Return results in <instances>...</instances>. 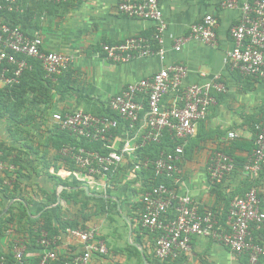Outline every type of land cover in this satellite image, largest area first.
<instances>
[{
  "label": "crops",
  "instance_id": "0c3cea01",
  "mask_svg": "<svg viewBox=\"0 0 264 264\" xmlns=\"http://www.w3.org/2000/svg\"><path fill=\"white\" fill-rule=\"evenodd\" d=\"M159 1L167 22L166 63L187 68L185 85L219 78L227 89L185 147L181 173L169 181L170 188L189 193L200 209L214 213L224 226L231 199L250 188H257L264 209V169L259 178L238 173L219 187L211 184L207 174L210 158L217 150L230 149L240 162L251 155L253 125L264 122V82L230 70L227 53L233 47L231 29L238 24L240 14L222 8L229 0ZM117 5L118 0H73L60 5L24 0L19 25L29 35H40L45 51L73 60L69 71L56 81L50 80L47 87L40 83L41 77L28 78L22 96L8 100L0 115L1 159L18 172L17 180L0 187L3 257L11 254L13 242L20 239L27 245V259L35 264L41 252L37 241L45 228L59 229L62 240L58 251L64 254L73 240L61 227L72 225L96 230L108 248L107 254L95 255L90 264H163L153 257L155 236L139 227L141 186L148 181L132 177L129 160L111 186L102 178L89 185L82 173L80 181L62 177L74 166L59 154L66 138L58 132L54 114H110L108 102L113 96L131 83L152 77L163 66L157 56L120 64L105 58L103 44L133 36L151 38L154 32L151 22L122 16ZM206 15L218 20L215 47L191 41L176 52L175 39L187 35L191 25ZM229 132L238 136L235 141L227 140ZM112 145L119 148L121 142L116 139ZM252 235L264 246V224L254 225ZM166 264H247V257L206 237H196L188 255ZM260 264H264V257Z\"/></svg>",
  "mask_w": 264,
  "mask_h": 264
},
{
  "label": "built area",
  "instance_id": "2783aa9c",
  "mask_svg": "<svg viewBox=\"0 0 264 264\" xmlns=\"http://www.w3.org/2000/svg\"><path fill=\"white\" fill-rule=\"evenodd\" d=\"M34 1L60 5L73 0ZM23 2L0 0V12H22ZM221 6L240 14L238 24L231 29L233 47L227 53L230 70L264 82V0H229ZM117 9L126 18L151 22L154 32L151 38L133 36L103 44L101 49L105 58L120 64L157 56L163 66L152 77L127 85L109 100L108 109L118 119L84 111L54 114L53 119L61 131L89 145L62 147L60 156L74 166L62 175L63 179L74 177L80 181L83 180L82 173L88 177L89 185L102 178L111 186L124 162L129 160L133 178L143 182L144 174L151 171L153 181H163L158 185L141 186L143 207L139 227L155 236L153 257L156 261L168 263L181 259L191 252L194 238L206 237L236 255L248 256V264H260L264 246L252 235L254 225L264 224V209L257 188H250L231 199L226 223L222 226L216 215L200 209L189 193L180 194L166 183L181 173L185 147L196 137L199 123L208 117L218 97L227 93L226 86L219 78L203 84L185 85L187 68L178 63H166L167 22L159 0H118ZM217 25L215 16H204L191 25L187 35L175 39L173 49L180 52L191 41L215 47ZM72 60L65 54L45 51L40 35H29L21 25L0 17V89L17 85L24 73L33 69L31 61L40 63L46 79L56 81L69 71ZM169 97L170 101H167ZM253 127L254 149L241 167L223 150L212 154L207 174L213 186H222L238 173L254 179L261 176L264 122ZM167 134L180 144L172 150L162 151L154 160L142 156V149L160 144ZM237 137L234 132L227 134L229 141ZM116 139L121 142L119 148L112 147ZM95 144H100L103 152L96 150ZM17 178L16 167L1 159L0 149V187L10 185ZM64 233L73 244L70 243L71 248L61 254L58 246L62 238L42 232L37 241L41 252L36 264H90L95 255L108 253L96 230L68 227ZM26 251L27 245L17 239L12 244L13 262L2 257L0 264H33L27 259Z\"/></svg>",
  "mask_w": 264,
  "mask_h": 264
},
{
  "label": "trees",
  "instance_id": "16d2710c",
  "mask_svg": "<svg viewBox=\"0 0 264 264\" xmlns=\"http://www.w3.org/2000/svg\"><path fill=\"white\" fill-rule=\"evenodd\" d=\"M23 4H24V2H23ZM21 14H22V12H18V13H8V12L1 13L0 12V17H4V18L7 19V21H10L13 24L18 25L19 23H21ZM31 63L33 65V69L30 70V71H26L24 73V75L22 76L20 82L17 85H14L13 87L5 89V90L0 89V115L3 114V110L5 109L6 103L8 102V100H10L11 98H14L15 100H17L18 98H20V96H22V93L24 92L23 91L24 84H25V82L27 81L28 78H30V77L32 78V77H37L38 76V77H41L40 83L42 82V84H44V86H46V87L48 86V84L50 85L51 81L45 78V73L43 72L40 63H38L36 61H31ZM246 78H248V77H246ZM106 115L110 116V117H115V118L118 119V117H116L112 113L106 114ZM57 130H58V132L61 133L62 136H65V138H66V140L62 143V145H61V147L59 149V152L62 149V147L67 146V145H83L85 147H89L88 142H86L84 140L78 141L75 137L69 135L65 131H61L58 127H57ZM253 130H254V127H253ZM254 132H255V130H254ZM177 144H180V142L179 141H175L171 136H169L167 134L160 144L151 145V146H148V147L142 149L141 154H142L143 157H149V158L154 160V159H156L159 156V154L162 151L172 150V149H174L177 146ZM94 148L96 150H99V151L103 152L102 149H101V145L100 144H95ZM253 148H254V141H253ZM225 152L234 159V161L236 162V164L239 167H241L246 162V160H244L243 162H240L238 159H236L233 156V154H232L230 149L225 150ZM252 152H253V149H252ZM144 176H145L144 180L148 181V182H144V186L145 187H149L150 185H153V184L154 185H158L160 183H163V181L161 179H156V180L153 181L152 180L153 173L151 171L150 172H146L144 174ZM166 183L170 187L169 181H166ZM229 204H230V202H229ZM229 204L227 205L228 208H227V211H226V213L224 215V218H223L225 220V222H226L227 212H228V209H229ZM68 227L76 228L78 226H72V225H67L66 226V225H64L61 228H62L63 231H65ZM45 230H46V232H48L50 237L59 235L58 234L59 233L58 232L59 229L57 230V229H51V228H47L46 229L45 228ZM243 256H246V255H243ZM2 257H3V255L0 254V259ZM246 257H247V264H248L249 258H248V256H246ZM4 258L7 259L9 261V263L13 262V260H14L13 259V252H11V254L9 256H6ZM163 264H166V263H163Z\"/></svg>",
  "mask_w": 264,
  "mask_h": 264
}]
</instances>
